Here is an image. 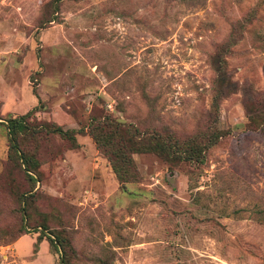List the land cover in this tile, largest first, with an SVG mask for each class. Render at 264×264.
I'll use <instances>...</instances> for the list:
<instances>
[{
  "label": "rangeland",
  "instance_id": "rangeland-1",
  "mask_svg": "<svg viewBox=\"0 0 264 264\" xmlns=\"http://www.w3.org/2000/svg\"><path fill=\"white\" fill-rule=\"evenodd\" d=\"M33 108L83 133L24 139L31 182L3 124ZM103 118L222 135L201 163L134 154L119 184L86 135ZM263 120L264 0H0V264H58L52 233L68 264H264Z\"/></svg>",
  "mask_w": 264,
  "mask_h": 264
},
{
  "label": "trees",
  "instance_id": "trees-1",
  "mask_svg": "<svg viewBox=\"0 0 264 264\" xmlns=\"http://www.w3.org/2000/svg\"><path fill=\"white\" fill-rule=\"evenodd\" d=\"M214 91V90H213ZM34 87L32 93L34 94ZM219 93L213 96V105L216 107V100ZM34 108L23 115L10 117L4 121L7 138V157L20 161L22 172L31 182H34L30 174H34L36 163L28 150L23 145V140L27 137L35 138L48 134L58 135L66 140L71 146H75L74 135L83 133L82 129L63 130L55 124H44L43 126H30L26 119L30 116ZM252 120V118H248ZM248 120V121H249ZM2 124V123H0ZM264 136V120L257 127ZM86 135L93 141L95 148L106 158L110 171L119 184L135 183L139 180L137 169L131 158L134 154H153L168 165H176L184 160L201 163L203 155L207 149L212 147L221 137V131H212L204 133L199 140L188 138L184 141H178L172 137H163L157 132L145 133L129 125H124L113 121L112 119L103 118L102 121L90 120ZM200 137V136H199ZM30 195L26 193L20 195V200H26ZM24 209H20L23 211ZM42 230V228H41ZM40 230V231H41ZM21 234H25L23 227H20ZM38 230L32 232L41 233ZM53 238L44 236L37 238L36 241L44 239L49 246H58L61 249V256L58 258V264H68L64 258L63 252L66 245L65 240L59 237V234L52 233ZM20 236L15 238V242ZM36 244V243H35ZM32 246V251L36 246ZM36 251H34L35 253Z\"/></svg>",
  "mask_w": 264,
  "mask_h": 264
},
{
  "label": "crops",
  "instance_id": "crops-1",
  "mask_svg": "<svg viewBox=\"0 0 264 264\" xmlns=\"http://www.w3.org/2000/svg\"><path fill=\"white\" fill-rule=\"evenodd\" d=\"M21 238V237H20ZM38 252V251H37ZM37 254V253H36Z\"/></svg>",
  "mask_w": 264,
  "mask_h": 264
}]
</instances>
